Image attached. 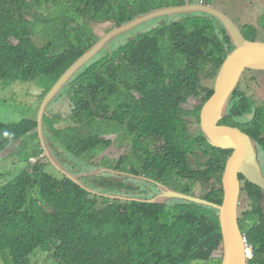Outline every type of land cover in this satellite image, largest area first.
<instances>
[{"label": "trees", "instance_id": "obj_1", "mask_svg": "<svg viewBox=\"0 0 264 264\" xmlns=\"http://www.w3.org/2000/svg\"><path fill=\"white\" fill-rule=\"evenodd\" d=\"M188 2L0 0V74L7 84L36 82L46 95L65 71L100 41L89 24L113 22L122 26L153 10ZM218 21L194 14L169 25L150 23L135 36L113 42L112 50L103 51L74 77L66 91L71 112L45 118L48 140L72 173L101 167L137 175L145 172L192 195L198 182L214 180L215 189L207 199L222 203L223 190L218 186L230 151L213 148L202 132L191 133L181 118L177 120L174 109L168 113L169 125L158 133L169 143L171 153L159 156L150 144L154 136L148 134L151 126H141L153 93L162 89L201 92V74L211 62L217 68L223 46L230 45ZM173 24L176 34L171 31ZM261 25L264 27V18ZM245 31L249 38L255 37L254 27L247 26ZM21 34L40 35L47 45L30 53L28 39ZM15 37L22 40L20 44L12 43ZM7 69L15 73L10 75ZM183 77L186 79L179 82ZM168 80L170 84H166ZM201 107L188 115L200 121ZM36 126L33 118L15 128L14 124H0V140L4 131L17 137L29 135L22 149L7 154L18 158L24 167L18 176L0 184V254L5 264H31L39 253L49 255L45 264L222 263L217 210L182 200L151 205L101 199L63 176L52 177L47 172L48 164L40 162L30 168V158L41 154ZM247 133L259 139L262 131L257 128ZM117 143L125 150L121 158L105 156ZM11 144L1 143L0 153ZM203 155L207 168L194 169L190 160L200 161ZM189 177L192 184H185ZM91 186L140 198H150L149 189L153 187L147 183L148 189L141 193V181L110 174L96 177ZM246 189L254 213L242 230L257 248L249 264H264L262 196L250 183Z\"/></svg>", "mask_w": 264, "mask_h": 264}, {"label": "clouds", "instance_id": "obj_2", "mask_svg": "<svg viewBox=\"0 0 264 264\" xmlns=\"http://www.w3.org/2000/svg\"><path fill=\"white\" fill-rule=\"evenodd\" d=\"M216 1L217 0H215L214 2H210L209 0H189L188 3H186L184 5H181V6H169V7H164V8L165 9H169V8H175V7H183L185 5H190V4L207 5L208 7H212V8L218 9L222 13L226 14L236 24V26L240 29V31L243 33V35L245 36V38L248 41H253V42H260V41H262V42H264V39H260V40L257 39V34L261 33L262 32L261 31L262 29L264 30V27L261 25V20H262V18H264V12L262 14H259V15L257 14L258 16H256V17H254L252 15V13H251L249 16H247L245 18L246 21L243 22V24H240V23H236L237 21H235L234 18L231 17L226 11H224L223 9H220L218 6H214V4L216 3ZM164 8H160V9H164ZM153 11H155V10H153ZM147 14H149V13H147ZM194 14L208 15V16L214 17L215 19H218L219 20L218 22L225 29L226 35H227V37L230 40V45L229 46H223V52L221 54V58H220V62H219L218 67L216 68V64L214 62H211V63H209L207 65L206 69L201 74V82H200V86H199V89H198V90H201V92H199V93L172 92L171 89L170 90L162 89V90L158 91L156 95H155L156 92L153 93V96H151L150 100L148 101V103L150 104V106H149L147 112L145 114H143V116L141 117V126L142 127L143 126H145V127L151 126L152 131L150 133H148V134L154 135V136L152 137V140H151L150 144L152 145L153 149H155V151L157 152V154L159 156H161V157H163V156L171 153V151H169V147H170L169 143L166 140H164L163 137H160V135L158 133H160V131L164 130L165 127L167 125H169L168 113L172 109H174L176 111V118H177V120L179 121L180 118H181L182 121H183V123L185 124L186 128H188L191 133L195 134L197 132H202L203 135L205 136V139L209 143L206 135L204 134V128H203V110H204V107L207 105V103L210 102L212 100V98L215 96L216 98L222 100L224 102L225 107H226L224 116L217 122V127H219V128H229L231 130L238 131V132H240L243 135H245V136L248 137V139L254 145V148L256 150V159H257V161H258V163H259V165H260V167L262 169V173H263V177H264V79H262V78L259 77L260 75H263L264 76V70L250 69L249 67H247L238 76H236L237 79H238L237 86L234 89V91L232 92L231 96L229 97L227 103H226V98L224 99L221 95H219L217 93V91H216L217 80H218V78L220 76L219 73H220V70L223 67L225 61L227 59H229L230 57L231 58L232 57H236L237 55H240L241 54V52H237V46L234 44V42L232 41L230 35L228 34V31L226 29V26L224 25V23L221 22V20L218 17H216L215 15H212V14H210L208 12H203V11L196 12V13H191V14H175V15H172V16H170V15L161 16V17H159V18H157L155 20H152V21H150V22H148V23L140 26L139 28L135 29L132 32H129V33H127V34H125V35H123V36H121V37H119V38L111 41L109 43V46L108 47H105V49H103L98 55H96L91 60H94L96 57H99L100 54L103 51H105V50H108V51L112 50V43L113 42H116L117 40H120L122 38H126L128 35L133 34L134 32L140 30L141 28L146 27L150 23L156 22L157 20L160 19L159 22H156L157 25H161V26H163L165 24H168L169 25V24H172V23H175V22L180 21L182 19V17H184V15H194ZM144 15H146V14H144ZM134 20H132V21H134ZM132 21H130V22H132ZM130 22H128V23H130ZM108 23H110L114 27V28H112L111 31H113L117 27V25L120 26L119 24H116V23H113V22H108ZM128 23H126V24H128ZM91 24H93V23H91ZM247 26H252V27H254L256 29L255 37L253 39H251V38H249L247 36V33L245 31V28ZM111 31H109L108 33H106L104 36H100L101 37L100 41L107 34H109ZM171 31H172V33H175V34L177 33L176 32V25L175 24L171 25ZM21 35L23 37H27V39H28L27 40V43H28V46H29L28 47V50H29L30 53L31 52H36L37 50H42L47 45V40H45L40 35H35V36L29 35V34H21ZM11 41H12L13 44L18 45V44H20V42L22 40L19 37H15V38H12ZM82 69H80L74 75V77ZM7 70H9L7 72H9L10 75H13L15 73V70H11V69H7ZM74 77L67 83V85L62 89V91L59 93V95L48 105L47 111H46V113L44 115V120H43L44 134H45V137H46V140H47L48 145L50 146V148H51L54 156L56 157V159L62 165H64L66 167V169L70 173H72V172L67 168V166L56 155L55 151L52 148V145L50 144V142L48 140V136H47L46 130H45V118H46V116H49L50 114H53V113H50V106L54 102H57L60 97L65 96L70 101V99H69L66 91H67V88H68L70 82L74 79ZM185 79H186V77H183V78L179 79V82H183V80H185ZM204 80L213 81L214 83H213L212 86H207V85L204 84ZM20 83L33 84L34 86L40 88L38 86V83L33 82V81H17V82H14L12 84H7L5 82V79L3 78V76L0 74V90L13 87L14 85L20 84ZM170 83H171L170 80H168L166 82V84H170ZM54 86H52L50 88V90L46 93V95L44 94V91H43V93H42V95L40 97V102H39V105H38V109H37V113L36 114H35V107H36V105L34 103V108H33V114H32V116L26 117V118H24V119H22L21 121H18V122H4V121L0 120V124L1 123L14 124V128H15V127L19 126L20 124H22L23 121L33 118V119L36 120L37 126H38L37 117H38V114H39L41 105H42V103L44 101V98L48 95V93L51 91V89ZM208 95H210L209 99L205 103H203L204 98L206 96H208ZM159 99H162V100H159ZM194 100H197L199 102V105L195 109H193V110L186 109V108L189 107L190 103L192 101H194ZM163 106H164V111L162 113ZM200 106H202V107H201V112H200V121H198V119H196L195 117L189 116L188 115V112L194 111V110H196ZM57 114H59V113H57ZM37 126L34 129V131L37 132L38 142H39L40 148H41V154L38 157H32V158H30V160L28 161L27 164H28V166L30 168H32L33 166L37 165L40 162L41 163L48 164L49 166L53 167L50 164L49 160L45 157V153H44V151L42 149V146H41V143H40ZM257 128H260L261 131H262L261 135L259 136V139H256V137L252 133H247L248 130H255ZM143 129H144V127H143ZM3 137H4V139L0 140V144L3 143V142H5V141H12V144L9 147H6L4 153H7V152L14 153L16 150L22 149L25 146V144L29 142V135L28 134H26V135H24L22 137H17L15 134L10 133L9 131H4L3 132ZM30 145H31V143L28 146H30ZM211 146L213 147V145H211ZM213 148H216V147H213ZM216 149H219V148H216ZM220 150H225V151H230L231 152L230 156L227 158V162H226V166H227V163L232 158L233 150L232 149H220ZM2 153H0V155ZM121 156L119 158H121ZM201 158L202 159L200 161H199L198 158H192L190 160V164L192 165V167L194 169H196V170H205L207 168L206 167L207 159L205 158L204 155L201 156ZM1 160L2 159L0 158V161ZM174 160H177V158L174 159ZM17 165L18 166H22L21 168L24 167L23 165H19V161H18ZM49 166H47V172L48 173H49ZM226 166H225V169H226ZM101 168H109V167H101ZM101 168L87 169L85 172H82V173H72V174H74V175L84 174V173H87V171H93V170L101 169ZM110 169H113V168H110ZM225 169H224V171L222 173V178H223V174L225 172ZM113 170H116V169H113ZM116 171L126 172V173H129V174H132V175L141 176V179H138V178H130L129 179V178H127L129 180L141 181V186H143V189H141V193L144 192V191H146L148 189L147 183H149L147 180L142 179V178H149L151 180H154L156 182H159V183H162V184L168 186L164 182H162V181H160V180H158V179H156L154 177H149L148 174L145 173V172H141V175H137V174L130 173V172H127V171H122V170H116ZM57 172L60 174V177L61 176L65 177L59 171H57ZM107 174H109V173H107ZM110 175H114V176H117V177H121V176L116 175V174H110ZM51 176L53 177L52 174H51ZM101 176H103V175H101ZM15 177L16 176H14V178ZM96 177H100V176H95V177L94 176H86V177H83L82 178V181L87 186H89L92 189H94L91 185H89V184L86 183V180L85 179L86 178H96ZM240 177H241V180L243 182H245V186L244 187L242 185V182L240 180ZM122 178H125V177H122ZM10 179H12V177H10L9 174H7V179H4V181H2L0 179V184L3 186V184L6 183L7 181H9ZM238 180L240 182V198H239V205H238V223H239V228L241 229V233H242V235H243V237L245 239L246 253H247L248 264H249V262L256 256L257 248L254 245V243L251 242L250 237L247 236V234L242 230L243 229V225L246 224V223H248V222H250V221H248L246 223H242L241 220H240V213L242 212L241 209H242V206L243 205L241 204V200H242L243 197L248 200V202H247V200H246V202L249 204V206L250 207L252 206V201L250 200L249 195H248V191L246 189V184L247 183H250V181L247 180L246 177L244 176V174H242V173H238ZM73 183H75V182H73ZM185 183H186V181H185ZM92 184H93V182H92ZM250 184L253 185L252 183H250ZM149 185L150 186H153L151 189H149L150 190V193H151V197L150 198H142V199L150 200V199L154 198L159 193L158 189L155 187L154 184L149 183ZM211 185H212V187H211V191H212L213 189H215V182H214V180H211L209 183H205V184L202 183V182H198L197 183V186L195 188V193L193 194V196H196V197H199L201 199H204V200L209 201L207 199V197H208V195L211 192L209 194H207V195H202V194H198V189L200 188V186H202V187H210ZM253 186L256 187V188H259V187L255 186V185H253ZM168 187L169 188H172L170 186H168ZM218 187L223 190L222 179H221V185L218 186ZM94 190H96V189H94ZM259 190L261 192L262 198H264V196H263L264 190L261 189V188H259ZM96 191H99V190H96ZM176 191H178V190H176ZM99 192H103V191H99ZM179 192H181V191H179ZM182 193H184V192H182ZM108 194H114V193H108ZM91 195H93V194H91ZM116 195H123V194H116ZM188 195H192V194H188ZM94 196H96V195H94ZM124 196H126V195H124ZM128 196L129 197H134V196H131V195H128ZM100 198L102 199V197H100ZM136 198H140V197H136ZM105 199H108V198H105ZM223 199H224V191H223ZM109 200H111V199H109ZM173 200H176V199H172V200H169V201H173ZM113 201H115V200H113ZM169 201H167L166 203H168ZM186 202H188V201H186ZM141 203L149 204V203H145V202H141ZM189 203H191V202H189ZM222 203H223V200H222ZM222 203L221 204H216V205H222ZM193 204H195V203H193ZM151 205H156V204H151ZM162 205H164V204H162ZM198 205H201V204H198ZM202 206L210 207V208H213V209L217 210L216 208L211 207V206H208V205H202ZM218 220H219V211H218ZM219 224H220V222H219ZM220 231H221V226H220ZM221 235H222V232H221ZM221 248L223 250V239H222V246H221Z\"/></svg>", "mask_w": 264, "mask_h": 264}, {"label": "water", "instance_id": "obj_3", "mask_svg": "<svg viewBox=\"0 0 264 264\" xmlns=\"http://www.w3.org/2000/svg\"><path fill=\"white\" fill-rule=\"evenodd\" d=\"M201 11L215 15L221 20L222 23H224L228 34L230 35L234 44L237 46V52H241L240 55L232 58L230 57L225 61L223 67L220 70V76L217 80L216 91L224 99L226 98L227 103L229 97L237 86L238 79L236 76H238L247 67L250 69L264 70V42L248 41L236 24L226 14L222 13L218 9L208 7L207 5L190 4L183 7L158 9L149 14L140 15L137 19L128 24L123 26L117 25V27L107 34L101 41L93 44L91 49L65 72V74L59 79L48 95L44 98L37 117V129L42 149L50 164L57 171L62 173L67 179L75 182L90 194L115 201L139 203L145 202L156 205H162L169 200L176 199L195 204L208 205L216 208L219 211V222L223 239L222 264H248L245 239L241 233L238 223V205L240 198V182L238 180V173L244 174L250 183L263 190L264 177L262 169L256 159V150L248 137L229 128L217 127V122L224 116L226 109L222 100L214 96L212 100L207 103L203 110L204 134L206 135L209 143L213 145V147L219 149L233 150L232 158L227 163L222 178V186L224 191L222 205H216L199 197L176 191L149 178L142 179L154 184L159 191V193L150 200L96 191L87 186L82 181V178L86 176H101L107 173L116 174L129 179H141V176L116 171L110 168H101L93 171H87V173L84 174L74 175L70 173L66 167L56 159L47 143L44 134L43 120L48 105L59 95V93L74 77V75L87 63H89L91 59H93L103 49H105V47H108L111 41L134 31L140 26L161 16L191 14Z\"/></svg>", "mask_w": 264, "mask_h": 264}, {"label": "rangeland", "instance_id": "obj_4", "mask_svg": "<svg viewBox=\"0 0 264 264\" xmlns=\"http://www.w3.org/2000/svg\"><path fill=\"white\" fill-rule=\"evenodd\" d=\"M214 6H218L220 9L226 11L231 17L234 18L235 21H237L236 23L240 24H243V22L246 21L245 18L251 13L254 17H256L264 12V0H217ZM89 25L92 27V32L95 35L99 36H104L106 33H108L109 30L113 28V25H111L110 23H93ZM261 31V33L257 34V39L259 40L264 39V30L262 29ZM139 32V30L136 31V33ZM134 33L128 35L126 38L135 36ZM259 77L264 79L263 75H260ZM213 83V81L204 80V84L207 86H212ZM43 91V89L38 88L33 84L26 83L16 84L13 87L0 90V120L4 122H18L26 117H30L33 114L34 103L36 105V114L40 102V97ZM72 108L73 107L71 102L65 96H62L58 99L57 102H54L50 106V113H60L63 116H66L71 112ZM60 125L63 126V124ZM10 153L11 152H3L0 155V158L2 159L0 161V179L2 181H4V179H7V174H9L10 177H14V175L17 176L22 167L17 165L18 158L7 156V154ZM124 153V149L120 146L119 143H117L105 154V156L116 159ZM49 173L54 177L60 178V174L51 166H49ZM94 179L95 178H89L86 180V183L92 185ZM212 185L210 187L200 186V188L198 189V194H209L211 192ZM141 189H143V186H141ZM241 204L243 205L241 211H247L251 209L244 197L241 200ZM172 213L174 212L171 209L170 214ZM47 259H49V255L39 253L36 257L32 258L31 264H45ZM0 264H5L4 258L1 254Z\"/></svg>", "mask_w": 264, "mask_h": 264}, {"label": "flooded vegetation", "instance_id": "obj_5", "mask_svg": "<svg viewBox=\"0 0 264 264\" xmlns=\"http://www.w3.org/2000/svg\"><path fill=\"white\" fill-rule=\"evenodd\" d=\"M199 105V102L197 100H194L190 103L189 107L186 108V109H189V110H193L195 109L197 106ZM198 164V163H197ZM192 166V165H191ZM240 180H241V177H240ZM242 182V185L243 187L245 186V182ZM185 184H192V179L189 177L188 180H186V183ZM247 200V199H246ZM248 202V200H247ZM260 206H261V209L264 210V198H261L260 200ZM243 207V206H242ZM254 213V210H253V207L251 206V209L247 210V211H242L240 213V220L242 223H246L248 221H250L249 217L252 216Z\"/></svg>", "mask_w": 264, "mask_h": 264}]
</instances>
